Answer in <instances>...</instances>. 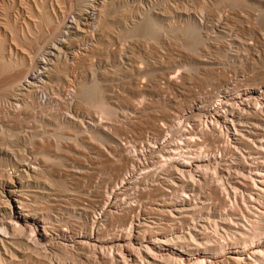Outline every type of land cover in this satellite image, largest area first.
<instances>
[{
	"label": "rangeland",
	"instance_id": "rangeland-1",
	"mask_svg": "<svg viewBox=\"0 0 264 264\" xmlns=\"http://www.w3.org/2000/svg\"><path fill=\"white\" fill-rule=\"evenodd\" d=\"M28 1L34 3V0ZM48 1L49 4L52 3L50 7H53L51 10L53 19H56V14L59 17L62 16L63 21L67 22L66 25L69 26L65 28L67 31L70 30L68 31L69 34L59 36L60 31H64V27L57 26L55 19L47 24L31 25V29L26 28L23 24L24 20L32 23L37 19L28 13L23 4H19V0H16L15 6L11 9V17L13 16L12 18L17 20V26L21 25L22 29H17V33L7 29L5 41H3V33H0V42L2 40L6 53L11 47V51L25 56L24 60L13 58L14 61H11L9 68L0 73V123L5 117L11 119L7 122L12 129L11 133L16 135L12 140L17 139L18 142L12 147L15 149L17 146L16 149L24 150L22 153L26 160L15 164L17 171L14 175H17L18 169L21 170L22 168L31 171L33 165L35 167L38 165L39 168L47 167L46 169L49 171L45 177L53 183V188L57 190L51 188L49 191L64 193L55 195L53 192L41 201L40 199L36 200L37 198H34V201L31 195L27 194L34 192L25 191L26 198L31 197V200L27 198V201L32 205H36L37 201H40L38 206L45 208V210H48V206L53 216L63 217L62 225H64L63 228L67 227V235L70 236L78 232L80 235L87 234L90 229L95 227L94 231L96 232L99 228L103 231L104 237H110L109 234L114 232L112 236L117 235L126 238L123 233L124 230H121L124 227L122 217L114 216L113 219L101 214L102 210L104 212L110 208L116 211L115 215H118L123 211L122 207L131 200L128 199L129 190H126V187L129 188L131 185L129 183L121 184V179L124 177V181H127L130 178L132 167L123 166L124 160L122 158L137 156L139 164L137 162L135 168L151 165L149 168H157L152 171L158 173L159 176L163 161H160V156L157 157V150L163 146L172 147V140L179 133L176 117L189 112L191 107L205 101V99L208 103H217L215 101L222 99L221 95L225 94V86L238 89L247 83L264 81V0H110L109 8H111H108L109 23L106 26L107 29L104 28L105 26L100 28L93 26L91 12L79 14L74 5L75 0ZM141 12L149 13L159 28L152 32L151 30L156 26L147 23L148 25L145 24L144 27L150 31L143 29L133 34L127 31V27H132L133 22L142 19ZM73 16L79 24L78 22L77 24L69 22ZM16 34L25 35L24 39L18 41ZM57 36L63 37L62 39L67 40V42L64 44V40L62 43ZM70 43L71 45H69ZM48 48L57 55L45 53L46 58L51 57V62L45 64L46 69H42V74L39 77L31 78L30 76L28 78L36 85L31 84L30 86V89L34 91L32 95L15 94V92L19 93L14 91L16 83L21 81L20 83L26 84L23 81L25 76L33 73L37 68L43 67L40 57L37 55L42 53L43 49V52L49 50ZM60 48L62 51L59 50ZM30 55L37 56L36 60H32ZM60 55L63 62L61 63L66 65L63 67V71L57 75L50 74L46 77L47 68L50 70L51 65L54 64L52 62L56 61L55 56L60 57ZM68 66L69 68H67ZM92 76L100 80L97 98L109 104L110 107H99L92 102L80 101L78 104L79 102L71 99L77 81L81 79L91 80ZM40 77L42 78L41 81L39 80ZM17 78H20L18 82L15 81ZM34 88L37 90L35 91ZM20 91L27 92L24 89ZM24 101L28 103L34 101L35 103L30 107L25 106ZM209 119L214 118L209 116ZM59 121L65 122L64 128L59 129ZM162 122H165L168 128L161 133L158 131V126ZM96 128H102V134H92L89 131ZM199 129L200 125L197 130ZM59 131L63 133V138L58 137ZM26 134L30 138L26 136L28 141L25 142L26 137L24 136ZM230 135L227 143L229 146L227 154L230 153L226 157L229 156L228 158L234 167L243 162L246 168L242 167V171L248 175L250 173L248 166L256 163L257 159L254 160L248 156L247 163L243 157L239 159V151L231 146L237 145L239 147L240 144L236 140V136ZM20 138L22 140L19 142L18 139L20 140ZM226 138L227 136L224 139ZM29 139H31L30 142ZM28 143H32L31 147L34 144L38 145L32 148L35 150H29L31 147ZM223 143L226 145L225 140ZM19 145H22V148ZM240 150L244 153L247 152L242 145ZM256 154L254 153L255 156H257ZM36 155L39 163L34 159ZM32 160L34 161L32 162ZM261 165H263L264 170V162ZM234 167L232 172H234ZM221 168L223 169V167ZM8 175L10 178L7 177ZM11 175L13 173H6V178L9 179L2 177L0 181H4V183L5 180L10 181ZM224 175L225 178L229 177L226 171ZM232 175L234 177L231 178L230 176V181L233 184L236 180L248 182V179L239 175V177L236 174ZM14 177H12L13 180ZM45 177L40 178L38 183L41 182L42 184L46 180ZM148 177L150 179L146 180V184H139V187L146 186L147 182L151 183V180L155 178L152 175ZM27 179L25 178L23 183H30L31 186L26 188H37L33 187L36 184L35 180ZM210 180L219 187L220 192L219 195L212 196L213 198L208 201L218 204L220 198L224 199L225 211H231L235 206V195L232 191L230 192L229 185L226 182L218 181L215 177L210 178ZM148 187L152 186L148 185ZM37 194L38 192H35L32 196L35 195L34 197H36ZM202 194L204 193L202 192ZM55 196L58 197L55 198L56 200L54 199ZM245 196H247L246 191ZM255 197H257L256 200H246V205L252 209L248 211L245 209V213H249L250 219L253 215L255 219V215L262 209L264 210V194H257ZM198 201L195 200V202ZM152 202H156V200ZM221 202L222 200H220ZM237 202L243 206L244 202L240 197L237 198ZM112 203L115 204L111 206ZM84 207H93V209L86 212L83 210ZM232 218L239 220L240 215L234 214ZM241 226L243 229L249 227L245 219H243ZM104 228L107 231L103 230ZM209 232L212 239L217 240V242L226 243V241H230L227 236V239L225 237V240L221 239L222 231L217 233L211 225ZM53 238L56 240L59 235L54 232ZM252 245H261L264 250V233L257 236V241L250 246ZM227 246H224L225 249L217 251L207 250V254L211 256L214 252V254L224 258L236 255L233 253L238 249L236 248L238 245ZM250 246L248 245L245 249ZM87 250H81L79 256L81 264H107L105 257L107 255V258L111 257V255L109 256L110 252L108 254V251L106 253L100 251L94 258ZM159 253L175 254L177 252L173 246H163ZM257 254L260 256L257 259L258 264H264L263 254L261 252ZM118 255L120 256L115 251L113 261H116L112 264H119V258L123 264V257ZM133 257L132 260H129L130 262L128 261V264L141 263V260ZM197 257L202 256L197 254ZM240 257L247 258L248 261L254 260L248 254H242ZM72 261V259L68 260L71 263ZM242 264L246 263L243 261Z\"/></svg>",
	"mask_w": 264,
	"mask_h": 264
},
{
	"label": "bare ground",
	"instance_id": "bare-ground-1",
	"mask_svg": "<svg viewBox=\"0 0 264 264\" xmlns=\"http://www.w3.org/2000/svg\"><path fill=\"white\" fill-rule=\"evenodd\" d=\"M19 1V4H23L28 13H30L33 18L37 19L32 23L24 20L23 24H25L26 28L31 29V25L47 24L54 21L55 18L53 19V15L51 14L53 7H50L52 3L50 2L49 4L48 0H34V3H31L28 0V2L26 0ZM109 1L110 0H75L74 5L77 7L78 13L81 15L91 12L93 17L91 23L94 27L100 28L105 26L104 28L107 29L106 26L109 23V9L111 8H109ZM71 2L73 3V1ZM15 4L16 0H0V33H3V41H5L7 29H11L15 33H17V29H22L21 25H19V27L17 26V20H14L12 18L13 16L11 17V9ZM55 16V24L64 27V31H60L59 36L66 35L68 31H70L65 30L66 27H69L66 25L67 22L63 21L62 16H60L61 19L57 14ZM142 16L141 20L133 22L132 27H127V31L132 32V34L143 29L150 31V29L144 27L145 24L148 25L147 23L156 26L151 30L152 32L159 28L149 13L143 12ZM86 21L85 23H87ZM69 22L77 24L78 20L73 16L72 20ZM80 27L82 26L80 25ZM123 30L125 31V29ZM24 36H22V34H16V39L21 41L24 39ZM62 38H59V41H62L63 43L65 39L63 40ZM66 42L67 40H65L64 44ZM69 45H71V43ZM10 48L8 49V53H6L1 40L0 73L9 68L11 61H14V59H25L24 55L17 52L15 53V51H11ZM43 50L41 51L42 53L37 55L40 57L43 67L40 69L37 68L34 72L32 71L33 73H29L25 76L23 81L26 82V84L20 83L21 81L16 83L14 91L19 93L15 92V94L28 96L32 95V92H34L30 89L31 84L33 83L28 78L30 76L31 78L39 77V75L42 74V69H46L45 64H48L49 61L51 62V57L46 58L47 56L44 55L45 53L48 55L52 54L53 56L54 54L57 55V53L51 52V49L45 52H43ZM59 50H61V48ZM85 54L87 55V53ZM37 56L34 57L33 55H30L29 57L32 58V60H36ZM58 56H55L56 61L54 60L55 62H52L54 64L51 65L50 70L47 68L48 73L46 77L50 74L57 75L61 73L64 69L63 67L66 66L65 64H62L61 55L60 57ZM67 68H69V66ZM19 79L20 78H17L15 81L18 82ZM39 80L41 81L42 78L40 77ZM41 85L43 86L42 83ZM226 85L228 84L226 83ZM75 86L76 87L75 89L73 88L74 90L72 92L73 98L71 97V99L79 102L78 104H80V101L86 103L92 102L99 107H110L109 104H106L103 100L97 98V89L98 86H100V80L97 77H93L91 80L81 79L77 81ZM22 89L27 92H21L20 90ZM221 97L222 99L215 101L217 102L215 104L208 103L205 99V101H201L199 104L191 107L189 112L182 113L181 116L175 118V120H177L176 124L179 125V133L174 139L172 138V147L166 148V146H163L157 150V157L159 158L160 156V161H163L159 176L158 173L154 172L157 168H149L151 165L142 166V168H135L139 160L136 155L134 158L133 156L122 158V160H124L122 163L123 166L132 167V175L129 176L130 178L127 181H124V177L121 179V184L129 183L131 185H129V188L126 187V190L130 191L131 189V192L128 191V194H130L128 199L130 198L131 200L128 204L122 207L123 211L118 213V215H115L116 211H113L110 208H107V210L104 208L105 211L103 212L102 210L101 214L110 218H113L114 216L122 217L124 219V227L121 230H124V232H122L125 234L126 238L119 237L116 234V236H112V233L114 232L109 234L111 235L110 237H104L102 234L103 231L99 228L96 232L94 231L95 227L90 230L88 229L89 232L87 234H82L80 232L82 234L80 235L78 232L70 236L67 235L68 229L67 227L63 228L64 225H62L63 217L57 215H55L56 217L53 216V213L51 214L48 206L47 208L49 211L37 205L43 198L45 199L48 195L54 192L53 190L50 192L49 189H55L53 188V183L45 177L48 174L47 171H49L46 169L47 167L39 168L38 165L36 167L33 165L31 171H28L30 169L22 168L21 170L18 169L19 172L17 175H14L17 171L15 170V164H19L21 161L25 162L26 160L22 153L24 150L21 151L22 149L20 148L16 149L17 146L15 149L12 147L15 143H18L16 141L17 139L12 140L16 135L11 133L12 129L7 122L10 118L8 119L5 117L7 118L5 119L3 117L5 121L3 119L2 123H0V178L5 177V179H9L10 175L7 176L9 178H6V173H13V175H11V180L8 182L7 180H5V183L4 181H0V264H81L79 258L81 250L87 249L94 258L97 257V253L100 251H105V253L108 251V254L110 252L111 254H109V256L111 255V257L107 258L108 255L105 257V262L107 264H112V262L115 263L116 260L113 261L115 251L123 257V264H128V261L134 258L133 256L141 260L140 264H159V262L157 263L156 261L162 262L161 264H242L243 261L246 264H258L257 259L260 258V256H258L257 253L261 252L264 257L263 247L261 245H250L257 241V236L264 233V210L262 209V211H259V213L255 215V219L253 218V215L252 220L249 217V213H245V209L247 211L252 210L246 205V200H256L257 197L255 196H257V194H264V170L263 165H261V163L264 162V81L252 84L247 83L245 86L238 89L225 86V94L221 95ZM34 103V101H30L29 103L24 101L25 106L32 107ZM9 115L10 114H8V116ZM209 116L214 119H209ZM64 125V121L58 122L59 129L64 128ZM199 125L200 129L197 130ZM167 128L166 123L162 122L158 126V131L162 133L166 131L165 129ZM183 128L184 130H182ZM89 131L92 134L98 135L103 132L102 128H96ZM230 134L236 136V140L240 146H244L247 150V152L244 153L241 151L242 149L240 150V146H231L239 151V159L240 157H243L245 162L247 161L248 156L254 160L257 159L256 163L248 166L250 172L248 175L242 171V167L246 168L243 162L234 167L232 161L228 158L229 156L226 157V155L230 153L227 154V150H229L227 143ZM57 135L59 138L64 137L61 132ZM26 136L28 135L26 134L24 137ZM226 136L227 138L224 139ZM28 137H26V140L24 139L25 142L28 141ZM21 140V138L20 140L18 139L19 142ZM224 140L226 145L223 143ZM30 141L31 139H29V142ZM221 142L222 145L220 146ZM35 145L36 144H34L29 150L34 148ZM21 146L19 145V147ZM254 153H257V156H255ZM25 155L28 156L26 153ZM143 155L145 156V154ZM231 156L233 157V155ZM36 158L37 155L36 157L34 156V159ZM27 161L29 162V160ZM33 161L34 160H32V162ZM43 162L45 161L43 160ZM113 162L115 163V161ZM37 163H39L38 160ZM8 166L9 169H7ZM221 167H223V169ZM233 167L235 168L234 172L231 171ZM225 171L229 175L227 178H225L224 175ZM232 174L248 179V182L244 180H236L234 182L235 184H233L230 181V176L231 178L233 176ZM150 175L155 176V178L152 177L153 179L151 180V183L147 182L146 186L139 187V184H146V180L148 181L150 179V177H148ZM13 176H15L14 180L12 178ZM157 176L158 178L156 179ZM42 177H45L46 180H44L42 184L41 182L38 183L39 179ZM213 177L218 181H222V183L226 182L229 185L228 187H230V192L232 191L235 195V206L231 211H225V207H223L225 204V201L223 202L224 199L220 198V200H222L220 203V200L216 198V200H219L218 204L208 201L213 198L212 196L219 195L220 192L219 187L210 180V178ZM25 178H28L27 180H35L36 184H34L35 186L33 187L37 188H26L31 185L30 183H23ZM159 178L161 179L159 180ZM155 180H157V182H154ZM148 185L152 187H148ZM25 191H33L34 193L38 192L36 197H34L35 195L32 196L34 193L27 194H30L33 199H40V201H37L36 205H32L27 201V198H30L28 200H31V197L26 198L27 194ZM245 191L247 192V196H245ZM202 192L204 194H202ZM54 193L55 195H61L64 192ZM156 196H159V198H156ZM236 197L241 198L244 202L243 206L237 202ZM55 198L58 197L55 196L54 199ZM154 200H156V202H152ZM195 200L199 201L195 202ZM114 204L112 203L111 206ZM91 209H93V207H84L83 210L88 212ZM234 214L240 215V219L233 220L232 216ZM243 219L248 222V229L242 228L241 224ZM210 225L215 228L217 233L222 231L220 236L221 239H224V237L227 239L228 237L230 241L222 243L213 240L212 235L209 232ZM260 229L262 230L261 232ZM103 230L107 231L105 228ZM54 232L59 235V238L56 240H53L55 239L53 238ZM231 244L238 245L236 248L239 250L236 249L234 253L230 252L236 255H230L224 258L221 255L214 254V252H212L211 256H208L207 254V250L217 251L223 249L224 246ZM248 245L250 246L248 248L249 250L245 249ZM163 246H173L177 253H159V250L163 249ZM197 254L202 257H197ZM242 254H248V256H251L254 260L248 261L247 258L243 259L240 257ZM103 255L105 256L104 253ZM69 259L73 260L72 263L68 262ZM119 260L118 262L121 264Z\"/></svg>",
	"mask_w": 264,
	"mask_h": 264
}]
</instances>
